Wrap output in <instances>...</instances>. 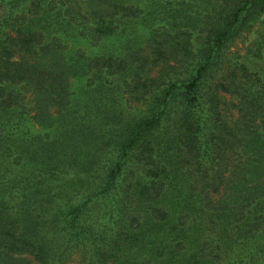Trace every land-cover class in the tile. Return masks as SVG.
I'll list each match as a JSON object with an SVG mask.
<instances>
[{
    "label": "trees",
    "instance_id": "obj_1",
    "mask_svg": "<svg viewBox=\"0 0 264 264\" xmlns=\"http://www.w3.org/2000/svg\"><path fill=\"white\" fill-rule=\"evenodd\" d=\"M263 12L0 0V264H264Z\"/></svg>",
    "mask_w": 264,
    "mask_h": 264
},
{
    "label": "rangeland",
    "instance_id": "obj_2",
    "mask_svg": "<svg viewBox=\"0 0 264 264\" xmlns=\"http://www.w3.org/2000/svg\"><path fill=\"white\" fill-rule=\"evenodd\" d=\"M264 12L261 16V21L262 24H253L252 27L241 33V35L239 37L236 38V40L234 41L231 51L233 50L234 52H236V55L239 54H243L245 52V48L250 44L251 40H253L257 34L259 32H263L264 31ZM254 67H262V69L264 70V55L262 58L257 59V62L253 63ZM260 69V68H259ZM29 105H31L30 100L28 102H26ZM134 105L140 107V105L136 102L134 103ZM133 107V106H131ZM136 108H133V111H135ZM226 192V189H223L221 186L218 187V191L216 193H209V195L211 194L212 198H219L221 197L224 193ZM0 199L5 201L6 204L12 206V203L15 200V196L12 195H8V192L6 191L5 193H3L2 195H0ZM70 253L68 255H66V257H63L61 259L62 264H81V256L80 253L77 249L75 248H71Z\"/></svg>",
    "mask_w": 264,
    "mask_h": 264
}]
</instances>
